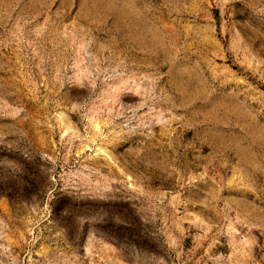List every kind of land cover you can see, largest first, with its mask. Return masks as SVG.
Instances as JSON below:
<instances>
[{
	"label": "rangeland",
	"instance_id": "374dc122",
	"mask_svg": "<svg viewBox=\"0 0 264 264\" xmlns=\"http://www.w3.org/2000/svg\"><path fill=\"white\" fill-rule=\"evenodd\" d=\"M0 264H264V0H0Z\"/></svg>",
	"mask_w": 264,
	"mask_h": 264
}]
</instances>
